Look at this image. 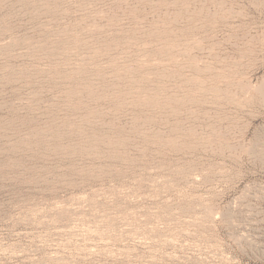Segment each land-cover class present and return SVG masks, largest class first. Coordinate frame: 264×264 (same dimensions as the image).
Returning a JSON list of instances; mask_svg holds the SVG:
<instances>
[{"label":"rangeland","instance_id":"rangeland-1","mask_svg":"<svg viewBox=\"0 0 264 264\" xmlns=\"http://www.w3.org/2000/svg\"><path fill=\"white\" fill-rule=\"evenodd\" d=\"M0 264H264V0H0Z\"/></svg>","mask_w":264,"mask_h":264}]
</instances>
